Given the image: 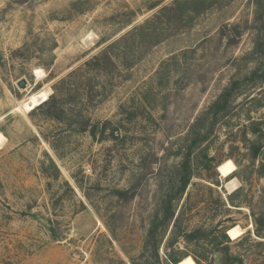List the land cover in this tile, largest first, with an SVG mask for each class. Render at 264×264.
Returning a JSON list of instances; mask_svg holds the SVG:
<instances>
[{
    "label": "rangeland",
    "instance_id": "374dc122",
    "mask_svg": "<svg viewBox=\"0 0 264 264\" xmlns=\"http://www.w3.org/2000/svg\"><path fill=\"white\" fill-rule=\"evenodd\" d=\"M0 133V264H264V0H0Z\"/></svg>",
    "mask_w": 264,
    "mask_h": 264
},
{
    "label": "trees",
    "instance_id": "16d2710c",
    "mask_svg": "<svg viewBox=\"0 0 264 264\" xmlns=\"http://www.w3.org/2000/svg\"><path fill=\"white\" fill-rule=\"evenodd\" d=\"M128 35V36H127ZM131 35H136L139 36L141 42H142V24L141 25H137L135 27H133L131 29L130 32H128L124 38H120V42L123 41V39H126L127 37L131 36ZM126 37V38H125ZM118 41H115L109 45H107L106 47H104L97 55L93 56L92 58H90L88 61H86L82 68H79L78 70L81 71V69H86L88 71H92V72H102L105 71L106 69H108V67L110 66L111 68L116 67V63L113 60V54L112 51H114V48L119 45ZM141 46V43L139 44ZM140 48V47H139ZM123 50V51H122ZM126 50L125 47H122L121 52H119V56L117 57L120 59H125L126 61L122 62V65L125 66V64H128L127 61V57L126 53L124 52ZM118 55V54H117ZM114 55V56H117ZM55 93V92H54ZM54 93L52 94V96L50 98H48V100L46 102H44V106L48 105L49 103H52V101L55 100L54 98ZM224 95H220L218 100L214 103V105H218L219 101H221L223 99ZM41 106V105H40ZM255 156L257 155V152H255L254 154ZM182 168L184 169V171L186 172L187 168H188V159L186 158L182 163ZM75 183L78 185V183L75 181ZM189 183V176L186 175L185 173L181 176L180 182H179V189L178 191L180 193H183L185 191V188L187 187ZM81 208H84V206L81 204ZM175 226V225H173ZM178 262H174V264H177Z\"/></svg>",
    "mask_w": 264,
    "mask_h": 264
},
{
    "label": "bare ground",
    "instance_id": "6f19581e",
    "mask_svg": "<svg viewBox=\"0 0 264 264\" xmlns=\"http://www.w3.org/2000/svg\"><path fill=\"white\" fill-rule=\"evenodd\" d=\"M35 76L37 80H40L42 77H44V74L42 71L36 70ZM48 97H49V90L47 89L45 90L42 89L37 92H31L24 98V100L20 101L16 105L13 112H31L32 110H35V108L38 107L40 104L46 102ZM4 142H5V138L0 133V150L4 146ZM216 170L222 179H228L236 172V167L230 160H226L221 164H219ZM235 184H236L235 181L231 182L233 189L230 190V192H233L234 189L236 188ZM243 234H244V230H242L238 226L231 227L230 229L227 230V235L231 240H236L240 238ZM177 264H195V261L191 257H184Z\"/></svg>",
    "mask_w": 264,
    "mask_h": 264
},
{
    "label": "water",
    "instance_id": "95a60500",
    "mask_svg": "<svg viewBox=\"0 0 264 264\" xmlns=\"http://www.w3.org/2000/svg\"><path fill=\"white\" fill-rule=\"evenodd\" d=\"M18 87H19L20 89H24V88H25V82H24V81H20V82L18 83Z\"/></svg>",
    "mask_w": 264,
    "mask_h": 264
}]
</instances>
